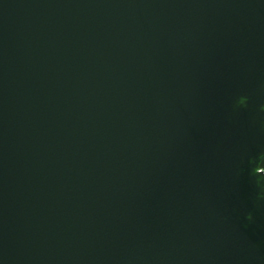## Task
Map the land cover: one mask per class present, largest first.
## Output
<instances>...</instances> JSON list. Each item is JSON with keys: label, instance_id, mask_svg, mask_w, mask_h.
Wrapping results in <instances>:
<instances>
[{"label": "water", "instance_id": "95a60500", "mask_svg": "<svg viewBox=\"0 0 264 264\" xmlns=\"http://www.w3.org/2000/svg\"><path fill=\"white\" fill-rule=\"evenodd\" d=\"M0 264H264V0H0Z\"/></svg>", "mask_w": 264, "mask_h": 264}]
</instances>
